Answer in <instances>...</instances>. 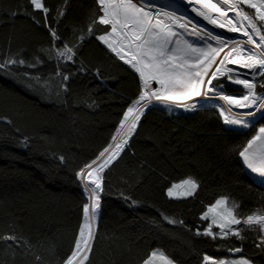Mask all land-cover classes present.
<instances>
[{
	"label": "trees",
	"instance_id": "obj_1",
	"mask_svg": "<svg viewBox=\"0 0 264 264\" xmlns=\"http://www.w3.org/2000/svg\"><path fill=\"white\" fill-rule=\"evenodd\" d=\"M44 2L62 38L56 46L74 47L75 62L57 59L42 14L28 0H0V62L42 61L0 70V118H6L0 119V237L14 234L30 245L9 247L11 241L0 239V264H63L87 202L77 173L112 142L139 92L137 74L87 35L96 0ZM60 8L66 14L57 24ZM201 105L153 104L145 111L129 146L104 172L90 264H142L155 248L178 264H202L204 255L224 257L241 246L243 255L264 264V251L255 246L258 229L244 231L243 241L195 234L208 224L200 219L206 206L221 195L240 205L241 217L264 211V182L238 155L264 120L233 127L218 109ZM189 176L200 184L195 196L168 198L167 188Z\"/></svg>",
	"mask_w": 264,
	"mask_h": 264
},
{
	"label": "snow or ice",
	"instance_id": "obj_2",
	"mask_svg": "<svg viewBox=\"0 0 264 264\" xmlns=\"http://www.w3.org/2000/svg\"><path fill=\"white\" fill-rule=\"evenodd\" d=\"M189 8L178 13L168 4H157L155 0H96L94 19L87 26V35L95 36L107 51L122 61L138 76L139 92L122 114V119L112 142L86 163L77 173L83 182L87 200L82 207V223L74 240V246L63 264H90L97 235V219L101 208V193L104 191V172L113 165L129 146L137 132L145 111L153 103L169 110L172 106L195 110L196 103H185L197 97L215 98L222 104H212L226 125L243 128L254 127L257 116L264 120V0H185ZM67 0H65V5ZM33 12L42 14L53 50L59 60L75 62L74 47L67 43L57 47L61 41L57 30L49 24L50 8L44 0H28ZM248 10H254L252 12ZM194 13L216 32L195 22L188 12ZM18 13L13 12L15 16ZM66 14L64 8L57 9L53 22L59 23ZM31 15V13H29ZM35 20V17L33 16ZM40 23L39 20L35 21ZM98 26H104L98 28ZM97 31L103 34L96 35ZM239 33L246 39L228 36ZM85 37H79L83 40ZM35 63L24 59L9 58L0 62V70L11 65L35 67ZM84 69L81 68V71ZM99 70H97L98 74ZM57 75H62L58 72ZM70 77L63 75V80ZM227 84L240 86L239 96L225 91ZM155 85V87H154ZM67 90L66 85H64ZM206 106V105H201ZM234 109L246 110L236 112ZM251 118V119H249ZM6 119V118H0ZM243 165L252 174L264 180V124L247 140L238 153ZM63 160V157H60ZM200 187L193 177L172 183L166 190L168 198L193 197ZM135 204V201H132ZM240 205H229L228 197H220L206 206L200 219L210 221L197 236L209 237L213 241L236 238L245 240L242 233L258 229L261 233L255 246L264 251V213L257 211L246 217L238 215ZM168 223L184 222L164 217ZM219 229L218 232L213 228ZM11 241L9 247L30 246L29 241L14 234L0 237ZM232 253L243 251L241 247L228 249ZM40 259L39 256L36 257ZM174 264L163 252L153 251L144 264ZM203 264H251L247 258L217 260L203 256Z\"/></svg>",
	"mask_w": 264,
	"mask_h": 264
},
{
	"label": "rangeland",
	"instance_id": "obj_3",
	"mask_svg": "<svg viewBox=\"0 0 264 264\" xmlns=\"http://www.w3.org/2000/svg\"><path fill=\"white\" fill-rule=\"evenodd\" d=\"M155 3H157V4H168L170 7H172V6H174L175 7V10L178 12V13H181V12H184V10H185V8H189L190 6L189 5H187V3L185 2V0H155ZM179 7H181V8H179ZM248 11H250V12H252V11H254V10H248ZM189 13H191L190 11H189ZM192 14H194V13H192ZM205 22V21H204ZM206 23V22H205ZM207 24V23H206ZM209 27H211L212 29H213V26H211V25H208ZM215 31H217V32H222L223 30H221V29H214ZM103 34V33H102ZM227 35L228 36H235V37H237V38H239L240 37V34L239 33H227ZM154 87H155V85H154ZM240 86H237V85H231V84H227L226 85V87H225V91L227 92V94H229V95H236V96H239L241 93L239 92V91H237L236 89H238ZM228 88H230V89H228ZM185 103H196L197 105H201V104H209V105H212V104H222L223 102L222 101H218V100H216L215 98H212V99H205L204 97H197V98H194L192 101H185ZM153 104H156V103H153ZM237 110V109H236ZM238 111H246V110H239L238 109ZM257 118H258V116H257ZM256 118V119H257ZM249 119H251V118H249ZM230 126H233V127H239V128H243V127H240V126H238V125H230ZM259 128V127H258ZM250 171V170H249ZM251 173V172H250ZM252 174V173H251ZM256 179H258V180H260V181H263L264 182V180H262L261 178H259L256 174H252ZM189 177H191V176H189ZM185 178H187V177H185ZM185 178H183V179H185ZM182 180V179H181ZM181 180H178V181H175V183H178L179 181H181ZM174 183V182H173ZM171 186V185H170ZM169 186V187H170ZM220 197H227L226 195H221V196H219L218 198H220ZM215 202V201H214ZM213 202V203H214ZM232 203L230 202V200H229V205H231ZM204 211H206V209L204 210ZM255 212H257V211H255ZM260 212H262V213H264V211H260ZM253 213V212H252ZM252 213H250V214H252ZM249 214V215H250ZM210 221H208V223H209ZM206 227H207V225H206ZM205 227V228H206ZM204 228V229H205ZM203 229V230H204ZM213 231H215V232H218L219 231V229H217V228H213ZM157 250H159L160 252H163L169 259H171L173 262H174V264H178L176 261H174L170 256H168L161 248H155V249H153L152 250V252L153 251H157ZM151 252V253H152ZM208 256H211V255H208ZM211 257H213V258H215V259H217V260H220V259H224V260H233V259H240V258H247V259H249L250 260V262H251V264H256V263H254L250 258H248L247 256H245V255H243V254H240V255H227V256H224V257H214V256H211ZM149 258V257H148ZM147 258V259H148ZM142 264H144V262L142 263ZM157 264H159V262H157ZM202 264H203V262H202Z\"/></svg>",
	"mask_w": 264,
	"mask_h": 264
},
{
	"label": "bare ground",
	"instance_id": "obj_4",
	"mask_svg": "<svg viewBox=\"0 0 264 264\" xmlns=\"http://www.w3.org/2000/svg\"><path fill=\"white\" fill-rule=\"evenodd\" d=\"M179 8H181V7H179ZM189 16H191V18L195 21V22H198V23H201V24H203L204 26H206L207 28H209V29H212L211 27H209L204 21H202L201 20V18H199V17H196L195 16V14H192V13H187ZM212 30H214V29H212ZM215 31V30H214ZM217 32V31H216ZM239 39H246V38H244V37H242L241 35H240V37H239ZM234 111H236V112H242V111H238V109L236 110V109H234ZM83 183V182H82Z\"/></svg>",
	"mask_w": 264,
	"mask_h": 264
},
{
	"label": "water",
	"instance_id": "obj_5",
	"mask_svg": "<svg viewBox=\"0 0 264 264\" xmlns=\"http://www.w3.org/2000/svg\"><path fill=\"white\" fill-rule=\"evenodd\" d=\"M230 254H231V255H240V254H243V251L240 252V253H232V252H230Z\"/></svg>",
	"mask_w": 264,
	"mask_h": 264
}]
</instances>
